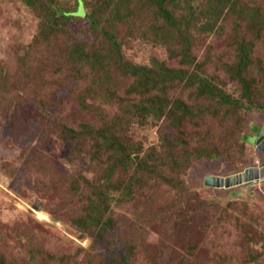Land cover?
Returning <instances> with one entry per match:
<instances>
[{
    "label": "rangeland",
    "instance_id": "rangeland-1",
    "mask_svg": "<svg viewBox=\"0 0 264 264\" xmlns=\"http://www.w3.org/2000/svg\"><path fill=\"white\" fill-rule=\"evenodd\" d=\"M188 1L198 30L204 24L199 5L206 0ZM253 4L262 7L264 17V0H240L236 12L221 17L211 31L189 36L190 71L200 66L202 75L235 99L241 98V87L225 66L236 62L242 39L255 47L250 77L264 94V30L258 34L249 18L240 15L241 8ZM90 12L83 8L79 16ZM120 15L117 25L110 22L105 28L117 36L126 62L149 66L157 60L180 67L170 58L172 40L167 46L159 44V36L157 44L148 41L149 28L155 26L148 8L129 4ZM39 27L24 0H0V257L17 264H264V182L230 189L205 186L208 177H232L261 162L255 144L264 130V114L256 110L231 116L221 112L189 124L188 150H216L220 157L192 159L180 176L184 189L148 179L149 186L133 202L112 207L108 217H113L114 228L102 240L72 226L85 214L89 188L102 175L90 161V144L84 142L82 153L73 154V145L63 142L61 133L64 126L80 130L97 121L78 104L80 98L93 97L95 77L89 71L79 74L69 40H39ZM88 27L87 18H79L69 30L89 47L103 42L91 32L86 38L83 30ZM111 73L110 88L126 99L127 81L115 69ZM179 94L190 98V91ZM105 108L109 115L118 113L117 107ZM170 133L162 120L132 126L126 135L144 152L154 147L160 157L164 136ZM173 150L176 155L182 151ZM163 165L169 173L171 161L163 160ZM127 246L134 249L122 257Z\"/></svg>",
    "mask_w": 264,
    "mask_h": 264
},
{
    "label": "trees",
    "instance_id": "trees-1",
    "mask_svg": "<svg viewBox=\"0 0 264 264\" xmlns=\"http://www.w3.org/2000/svg\"><path fill=\"white\" fill-rule=\"evenodd\" d=\"M129 1L130 3L125 0H24L25 5L40 21L38 39L49 41L52 37H61L69 40L72 45V62L79 74L89 71L95 77L93 85L96 90L92 92L93 97L89 101L80 98L78 104L86 112L90 111L89 114L92 113L97 121L82 125L80 130L64 126L61 137L63 142L73 145V154L76 155L82 153V144L88 142L90 161L100 169L102 178H97L89 188L87 210L72 222V226L78 231L96 234L101 240L114 228L113 217H108L112 213V207L133 202L136 195L149 186L148 179H162L163 185L172 190H182L184 182L180 180V176L190 166L192 159L213 160L220 157L216 150H188L187 131L192 121H201L207 117L213 119L221 116V112L229 116L251 110L264 114V94L257 91L255 82L250 77L255 51L252 43L250 45L242 39L237 46L236 62L225 66L226 74L241 87L240 99L233 98L202 75L200 66L190 71L194 65L191 59L190 34L206 29L211 31L221 17L236 12L240 0H206L200 4L198 12L204 24L198 30L195 29L196 22L188 0ZM129 4L143 5L152 12L155 26L149 28L148 41L157 44L159 36L163 38L159 44L167 46V40H172L168 51L170 58L180 65L179 68L167 67L157 60L149 66L125 61L117 36L105 27L110 22L113 27L117 25L122 18L121 12L126 11ZM253 5L251 8H241L240 15L247 16L248 25L261 35L264 30L262 7ZM83 8H90L91 12L81 17L79 12ZM79 18H87L89 22V27L83 30L86 38L91 32L103 42L97 40L93 47H89L85 39L73 36L69 27L72 20ZM112 69L121 73L128 83L126 99L110 88ZM101 77L105 82H102ZM104 84L106 93L102 90ZM183 91H190L188 101L183 99V94L176 97L177 92ZM190 101L192 105L189 104ZM96 102H99L98 106L93 104ZM110 105L118 108V113L114 116L105 112V107ZM224 115L222 116L225 117ZM162 120L167 121L168 129L174 134L164 136L163 146L166 148L160 157L154 147L144 152L139 144L133 143L126 135L132 126L142 128ZM176 148H181V153L174 154L173 149ZM163 160L171 161L169 173H164V165L167 163L161 166ZM132 249L133 246H127L126 253H121L124 255L122 257L129 256L132 252H127ZM111 257L113 259L114 256ZM126 260L124 258L122 261ZM0 264L17 263L0 257Z\"/></svg>",
    "mask_w": 264,
    "mask_h": 264
},
{
    "label": "water",
    "instance_id": "water-1",
    "mask_svg": "<svg viewBox=\"0 0 264 264\" xmlns=\"http://www.w3.org/2000/svg\"><path fill=\"white\" fill-rule=\"evenodd\" d=\"M255 146L262 153L263 159L261 163H256L252 167L246 169L244 172L224 178L217 179L216 177H208L205 179V186L211 189H230L233 187H241L249 184H257L264 182V130L259 135ZM41 206L36 205L35 211H39Z\"/></svg>",
    "mask_w": 264,
    "mask_h": 264
},
{
    "label": "clouds",
    "instance_id": "clouds-1",
    "mask_svg": "<svg viewBox=\"0 0 264 264\" xmlns=\"http://www.w3.org/2000/svg\"><path fill=\"white\" fill-rule=\"evenodd\" d=\"M260 163H261V162H260ZM255 164H256V163H255ZM255 164H253V165H255ZM253 165H252V166H253ZM252 166H250V167H252ZM250 167H249V168H250Z\"/></svg>",
    "mask_w": 264,
    "mask_h": 264
},
{
    "label": "crops",
    "instance_id": "crops-1",
    "mask_svg": "<svg viewBox=\"0 0 264 264\" xmlns=\"http://www.w3.org/2000/svg\"><path fill=\"white\" fill-rule=\"evenodd\" d=\"M255 163H257V162H255ZM253 164H251V166H252Z\"/></svg>",
    "mask_w": 264,
    "mask_h": 264
}]
</instances>
